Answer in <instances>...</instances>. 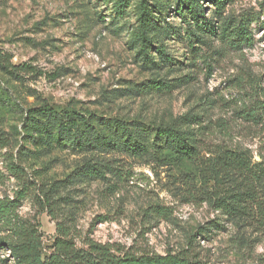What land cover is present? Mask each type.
<instances>
[{
	"label": "rangeland",
	"instance_id": "rangeland-1",
	"mask_svg": "<svg viewBox=\"0 0 264 264\" xmlns=\"http://www.w3.org/2000/svg\"><path fill=\"white\" fill-rule=\"evenodd\" d=\"M118 2L0 0V198L27 189L20 215L39 224L45 250L61 222L80 247L92 239L135 254L264 264L262 188L243 172L234 192L210 172L228 151L264 162V119L243 114L252 104L251 77L264 78V0H229L221 15L205 4L217 36L190 33L177 0H153L160 11L150 34L166 58L141 51L139 1H129L124 17L115 13ZM242 24L248 39L233 48ZM155 81L174 89L157 90ZM42 107L92 122L113 143L99 145L94 134L75 146L32 133L27 112ZM188 114L182 127L194 133L197 149L182 161L153 132ZM115 122L131 131L141 126L144 137L128 143ZM10 162L23 174L11 173ZM94 170L100 175L88 173ZM46 194L57 200L53 213ZM220 200L243 201L246 214L218 209ZM0 264H17L7 247Z\"/></svg>",
	"mask_w": 264,
	"mask_h": 264
},
{
	"label": "trees",
	"instance_id": "trees-1",
	"mask_svg": "<svg viewBox=\"0 0 264 264\" xmlns=\"http://www.w3.org/2000/svg\"><path fill=\"white\" fill-rule=\"evenodd\" d=\"M129 1L119 0L117 6H115V13L118 17L125 16V9L129 5ZM138 1L140 15L137 37L141 44V51L146 58L150 52L166 58L165 48L156 44L153 41L154 37L150 34L152 17L160 11V6L157 2L152 4L153 0ZM228 2L229 0H177L176 12L186 24L185 26L190 29V33L193 29L198 32L211 29L217 36L219 34L218 28L206 16L207 7L205 4L215 7V15H221L225 11ZM231 25L232 22L229 23V26ZM247 39V29L242 24L233 31V48L242 47ZM1 67L5 68L2 65ZM23 67L25 68V66ZM249 83L252 104L244 109L243 114L253 121L256 119L262 121L264 119V102L260 104L259 98L260 96L264 97V78L251 77ZM154 85L157 90L171 92L174 89L169 88L164 83L159 84L158 81H155ZM27 114L26 129L32 127V133L34 134L44 135L49 139L57 137L68 143L72 141L75 146H81V139L88 140L94 134L97 136L96 143L99 145L105 146L107 143H113L106 130H102L98 126H94L92 122L78 116H68L65 120L62 116H59L61 114L46 109V107L29 110ZM190 120L191 117L188 114L171 125L156 127L153 132L155 142L163 144L164 149L178 155L182 161L192 159L197 149L194 133L182 127ZM84 127L87 128V131L80 133L81 128ZM114 130L117 135L126 136L128 143L138 144L144 137V129L141 126H136L135 130L131 131L126 125L115 122ZM88 133L92 134L87 136ZM134 153L140 154V152ZM8 169L14 175L23 174L22 168L14 162H10ZM210 172L216 182L219 180H226L227 183L231 182L234 192L239 187L236 181L244 172L248 179L252 178L253 181L257 182L264 192V162L253 163L247 151L244 153L238 151L223 153L213 159ZM88 173L93 176L100 175L98 170L89 171ZM0 181H3L1 172ZM26 191L27 189L19 191L14 198H0V248L7 247L17 264H212L189 258L183 253H167L165 255L135 254L130 251L115 250L112 245L98 243L92 239H88L84 246L80 247L72 234L71 227L61 222L57 223L56 235L49 250H45L43 234L39 229V224L28 221L20 215L22 200L27 195ZM52 192L53 190H50L49 195ZM49 195L46 194L45 201L47 206L50 207V212L53 213L57 200H52L53 195ZM245 195L246 193H244ZM221 201L222 203L218 205V209L226 208L237 217L246 214L245 207L241 204L243 201L238 202V204L235 202L223 203V200ZM51 216L56 219L55 214H51Z\"/></svg>",
	"mask_w": 264,
	"mask_h": 264
}]
</instances>
